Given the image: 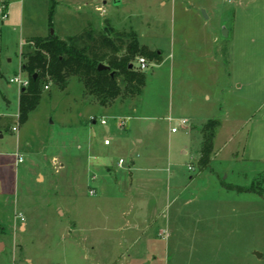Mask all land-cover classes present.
Here are the masks:
<instances>
[{
    "label": "rangeland",
    "instance_id": "rangeland-1",
    "mask_svg": "<svg viewBox=\"0 0 264 264\" xmlns=\"http://www.w3.org/2000/svg\"><path fill=\"white\" fill-rule=\"evenodd\" d=\"M2 1L10 17L0 20V264H264V24L234 32L235 5L215 21L202 13L211 0ZM90 30L123 42L134 34L161 54L160 63L132 60L145 74L140 95L101 108L75 78L62 89L46 82L19 123L21 89L9 81L28 79L29 41ZM125 105L130 116L118 129L111 116ZM168 117L186 128L171 133ZM210 120L218 124L202 169ZM170 178L177 228L164 219ZM236 185L260 205L223 206Z\"/></svg>",
    "mask_w": 264,
    "mask_h": 264
},
{
    "label": "trees",
    "instance_id": "trees-1",
    "mask_svg": "<svg viewBox=\"0 0 264 264\" xmlns=\"http://www.w3.org/2000/svg\"><path fill=\"white\" fill-rule=\"evenodd\" d=\"M138 55L161 62V54L139 46L134 34L130 35L128 42L94 37L91 30L67 40L53 35L31 39L28 52L22 54L21 69L27 73L28 86L20 90L19 123L26 122L29 114L36 109L40 101L41 85L46 82H52L62 89L68 79L75 78L81 83L84 94L94 99L101 108L112 106L116 100L140 95L145 86V74L134 70L131 64ZM100 64L107 66V69L98 70ZM217 124L210 120L203 128L198 161L202 169L210 166Z\"/></svg>",
    "mask_w": 264,
    "mask_h": 264
},
{
    "label": "crops",
    "instance_id": "crops-1",
    "mask_svg": "<svg viewBox=\"0 0 264 264\" xmlns=\"http://www.w3.org/2000/svg\"><path fill=\"white\" fill-rule=\"evenodd\" d=\"M230 2L231 3L228 4L226 0H211L209 7L206 8V10H204L206 11L205 13H208L207 18L210 19V17H213L215 21L217 20L225 21L226 16L224 13L227 12L229 9H231L228 5L234 4L235 7H234L233 19L231 23L234 32L235 31L237 32L240 29L241 34L243 33L247 35L249 34L250 26L258 27L260 23L264 24V0H230ZM0 4H1L0 6L4 5L6 7V10L8 9V5H6L5 1L0 2ZM9 17H10V14L7 15L6 19H9ZM228 33H230V31L227 30V34ZM33 38H38V37H33ZM128 107L129 106L125 105L119 109V113H117V115H121V116H117L116 114H114L113 116H111V118L113 117V118L129 119L130 115L126 111ZM122 115H125V116H122ZM101 118H104V117L102 116ZM91 123L95 124L96 121L91 122ZM0 138H3V135H1V133H0ZM105 139H108V138H105ZM110 145H111V141H110L109 146ZM87 152H91V153L93 152V148L90 144L88 145ZM15 165H17V162H15ZM236 188H238V190ZM236 188L232 189L229 187L226 189V191H228V194H227V198L225 199V201H223V206L230 208L231 203H234L235 205L232 211L240 213L241 212L240 208L246 207L247 201H250L251 203H258L260 205L261 203L260 201H262L261 196L257 195L256 193H251V192H248L247 194L245 191H242V189H240L239 185ZM164 191L166 193L165 207L168 210L167 215L164 216L165 223L168 226L171 225L177 228V179L170 178L167 181V186ZM146 223L147 221L145 220L144 224ZM19 228L24 231L25 225L22 224L21 226H19ZM4 248H5L4 241H0V251H2ZM26 261L28 264H32L30 260H26Z\"/></svg>",
    "mask_w": 264,
    "mask_h": 264
},
{
    "label": "built area",
    "instance_id": "built-area-1",
    "mask_svg": "<svg viewBox=\"0 0 264 264\" xmlns=\"http://www.w3.org/2000/svg\"><path fill=\"white\" fill-rule=\"evenodd\" d=\"M7 18V12H6V7L3 5L0 8V19H6ZM138 62L140 65V69H144L146 67V62L144 58H138ZM11 84H16L19 89L27 87L28 86V79L23 80L20 76L14 77L13 79H10L9 81ZM45 89H48V86H44ZM92 122H95L96 120L94 118H91ZM168 122L172 125L170 131L171 133L177 132L178 129L180 128H186L187 120L181 119V120H173L171 117L167 118ZM114 126L118 129H125L126 128V118H113ZM100 124L101 125H106L107 121L105 118L100 119ZM12 131H17L16 127L12 128ZM110 140L109 139H104L103 140V145L109 146ZM16 162L20 163L22 162V157L19 153L16 155ZM123 161L120 159L118 161V166H122ZM189 170H192V167H188ZM90 195H94L95 191L94 190H89Z\"/></svg>",
    "mask_w": 264,
    "mask_h": 264
},
{
    "label": "water",
    "instance_id": "water-1",
    "mask_svg": "<svg viewBox=\"0 0 264 264\" xmlns=\"http://www.w3.org/2000/svg\"><path fill=\"white\" fill-rule=\"evenodd\" d=\"M202 13H203L204 17L207 18V15H206V13H205L204 10H202ZM222 34H223V36H227V30H226L225 28H223ZM131 66H132V65H130L129 67L131 68ZM104 69H107V66L102 65V64H100V65L98 66V70H104ZM34 77H35V76H34ZM255 255H256L257 257H260V256H261V255L258 254V253H255Z\"/></svg>",
    "mask_w": 264,
    "mask_h": 264
}]
</instances>
